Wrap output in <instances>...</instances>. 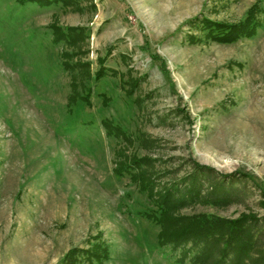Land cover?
<instances>
[{
    "label": "rangeland",
    "instance_id": "1",
    "mask_svg": "<svg viewBox=\"0 0 264 264\" xmlns=\"http://www.w3.org/2000/svg\"><path fill=\"white\" fill-rule=\"evenodd\" d=\"M242 214L264 252V0H0V264H207L162 237Z\"/></svg>",
    "mask_w": 264,
    "mask_h": 264
},
{
    "label": "trees",
    "instance_id": "2",
    "mask_svg": "<svg viewBox=\"0 0 264 264\" xmlns=\"http://www.w3.org/2000/svg\"><path fill=\"white\" fill-rule=\"evenodd\" d=\"M22 3L25 2H37L40 5H51L54 3H61L62 5L68 6L72 3V0H20ZM206 27L209 30V33L217 39H231L236 38L238 36L248 35L252 32L249 31L251 24L248 22L241 23L235 25L230 28L229 25L223 24H215L205 22ZM52 28L55 32L54 41L60 42L62 41V37L67 34L65 31H61L58 33L59 28L52 25ZM58 33V34H57ZM62 36V37H61ZM67 38V37H66ZM68 39V38H67ZM69 40V39H68ZM110 127V124H108ZM132 166V164H131ZM199 179V178H198ZM194 182L190 185V190H195L196 184ZM178 186H176L177 188ZM197 195V194H195ZM171 196V195H170ZM254 218V219H252ZM249 217L246 214H242L240 218L233 219H221L219 217L207 219L206 217L203 219L202 223H200V230L193 232L186 230V232L177 230V236L173 238H168V235H164L163 240L165 242H183L185 239L193 241L192 249L197 251L193 256L194 263H200V261H204L207 264H264V252L260 251V246L258 247L256 242L257 238L254 234L255 220L258 218ZM216 221H213V220ZM249 219L247 222L246 220ZM252 220V221H250ZM220 222L222 227H215V222ZM203 225V226H202ZM188 233V234H186ZM180 234V235H179ZM192 234V236H191ZM172 237V236H171ZM254 243L257 247L251 246ZM258 243V242H257ZM212 244H215L218 247V250L215 252ZM189 251V250H187ZM187 251L184 252V257H187ZM257 254V255H256ZM248 259V260H247Z\"/></svg>",
    "mask_w": 264,
    "mask_h": 264
}]
</instances>
